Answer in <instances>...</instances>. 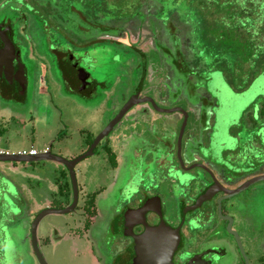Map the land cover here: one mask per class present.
Here are the masks:
<instances>
[{
    "label": "rangeland",
    "instance_id": "rangeland-1",
    "mask_svg": "<svg viewBox=\"0 0 264 264\" xmlns=\"http://www.w3.org/2000/svg\"><path fill=\"white\" fill-rule=\"evenodd\" d=\"M24 1L0 0V6L7 2L2 8H5V12L10 18L16 16V13L19 14L16 8L20 6L23 7L21 12H26L25 16L28 24L22 27V29L26 30L23 38L28 43L26 46L29 45L30 48H27L30 50V55L26 49L25 56L29 55L33 60L30 63L26 59L27 66L34 71V76L30 84L33 98L31 101H25L29 106L24 107L26 110L21 109L14 118H8V111H5V104H0V150H3V152L18 153L23 151L28 152L33 147L36 151L42 152L51 143L52 154L71 160L80 155L79 152L85 149V146L92 137L96 136L104 128V125L106 126L108 121L112 119V114L118 112L121 108L120 106V108L113 110L110 107L113 106L114 108L115 106L116 108L121 97L127 92V89L124 88L127 83L130 85V75L135 69L139 58L131 57L128 61L121 62L118 67L112 63V61L117 63L118 60L116 58L111 60L113 58L112 56L115 55L113 54L114 48H109V46L105 47L106 44L104 43L95 45L94 49L99 50L97 52L92 51L90 54H93L96 61L92 62L91 58L85 57L83 63L85 67H89L88 64H91L89 72L91 73V77L97 81L98 86L91 98L85 100L90 101L87 104L89 106L86 105L84 107L80 105L78 101L81 100L76 96L70 97L71 94H68L64 90L60 91L59 86L54 85L52 76L47 72L46 61H50L47 55L49 54L47 48L51 44L54 45L55 40L53 36L58 37V35L56 36L53 33L52 28L47 29L49 32H44V28L42 29L40 26L41 23L39 24L37 21L36 15L31 14V16L28 13H32L30 9H36L38 4L42 8L47 7L57 10L58 18L57 20H52L51 24L61 26L63 18H74V13L69 12L70 8L79 12L83 8L88 7L87 3L83 2V0ZM29 1H33L32 4ZM182 1L177 0V3L173 0V2L167 1L165 4H162V0H157V10L154 14L153 11L149 12V10H144L145 12H143L142 10V12L138 13L141 14L139 16H136L135 10L131 9V2L128 5L122 4L121 8L126 6V10L122 15L117 14L115 17H105L103 27L107 31H103L100 27L99 29L105 36L113 32L114 34L118 32L119 36H112L110 34L112 36L109 37L111 41L122 42L123 45L136 44L139 51L147 54L148 76L145 79L144 76L137 74L133 77L131 75V77L133 81L137 77L136 82L139 81L145 87H151V89L147 88L145 91L149 92L150 90L156 97L155 100L159 108H179L189 114L182 141L183 159H185V145L190 139L191 134L195 136V140H197L196 144L201 143L202 147L206 145V141L200 138L202 131L197 120V113L201 112L210 121V130L212 131L213 129V133L210 132L212 133L210 147L204 148L203 151L204 157L207 158V163L213 164L220 158H224L227 161L230 156L225 152L227 150L225 146H227L228 142L232 141L233 137H241L244 140L243 146L249 143L247 142L248 134L245 133L248 127H242L240 121L242 119H249L252 112L254 113V118L256 117V121L259 119L258 123L264 118V73L252 76L249 73L250 71L245 69V61L249 59V55L253 49L251 51L242 50L232 43L234 40H230L225 30L228 29L225 25L227 21L217 20V22H213V16L209 9H207L206 14L199 5L191 7L187 2ZM108 2L114 5L113 0H109ZM145 8L146 6H143V9ZM254 10H257V8ZM149 17L154 19L156 23L160 20V25L166 27L167 33L162 32L164 28L160 26V30L152 36L153 27L145 22V20L148 21L147 18ZM168 17H170L169 24ZM29 20H31V24H29ZM232 23L230 28L233 32H236L234 29L236 27H244L245 31L250 34L252 26L254 24L258 26L260 21L252 23L246 18L237 19L235 24ZM168 25L170 27H167ZM169 28L174 29L171 30ZM63 34L66 35L65 33ZM70 36L68 35V37ZM60 37L65 38L67 36L63 37L60 35ZM252 41H254V38ZM110 46L113 45L110 44ZM175 48L180 53L175 58L177 64H174L169 57L165 56L167 49H171L175 53ZM255 49L258 50L257 52L255 51L256 56L263 55L259 59V62L257 60L259 67H263L264 53L262 52L264 48L255 47ZM151 51H157L159 56ZM251 59L256 61L257 58L252 57ZM247 77H250V79ZM122 79H125L126 82L123 81L121 83ZM46 89L48 90V94L39 98L38 91L42 93ZM156 89L160 92L159 96ZM119 91L123 94L121 92L120 94ZM171 92H173V95ZM108 97L110 99H116V102L112 101L110 105L108 101H103L104 98L107 99ZM128 97L130 96L128 95L125 99ZM204 101H207L205 102L207 106ZM36 102L39 105L33 106ZM104 102L106 106H104ZM90 104H98V106L93 107ZM151 113L159 115L153 128H147L143 124V122L147 121L145 116H135L129 120H123L109 137L107 144L114 151L115 158L117 157L116 167L121 164V170L125 169L122 160L128 158L130 161L129 164L131 165L133 163L132 161L134 159L128 152L130 145L132 146V141L129 138L125 141L120 137H118L119 139H114L113 137L116 134L125 135V138L126 135L133 134L134 137L140 138L139 135L141 133L144 134L143 136H147L149 130L154 131V134L160 135L159 137L163 140L172 141L174 144L172 153L173 155L176 153L175 146L182 125V116L178 112L160 114L152 110ZM100 148L98 147V153L95 151L93 156L82 161L81 167L83 174L81 175L77 169L76 179L79 183V188L82 187L86 194H91L92 192H98L97 194H100L97 197L95 196V208L102 219L109 213L108 211L110 209L118 208L122 206L121 204H124L121 203L123 197H121L118 184L127 179L128 173L127 171H120L117 186L116 184L111 186L112 181L109 178H112V175L109 176L111 174L109 173V163L106 162V155ZM158 148H160V145H158ZM161 149L158 151L170 150L168 148ZM245 152L247 150L243 154ZM143 158H141L142 161ZM137 160H139V157H137ZM199 162L204 161L201 159ZM55 167L64 171L62 165L53 162L28 164L1 163L0 174L5 180H9L14 184L24 181L29 175L30 177L34 176L37 180H33L31 184L34 187L33 190H35L37 200H50V198L52 200L54 198L57 199V196H52L53 194L49 196L50 193L46 189L49 188L47 185L48 181L54 184L56 183V178L60 177V171H56L54 169ZM138 171L139 173L141 172L140 170ZM139 173L134 177L138 181L134 183V186L138 185L140 188L142 184L139 181L145 177L142 174L139 176ZM158 174L160 175L161 173L159 172ZM65 180L66 182L64 181V183H66L71 193L72 189L68 174ZM82 182L85 184L84 187L81 186ZM143 184L147 185L148 182L144 181ZM2 186L0 183V187ZM253 187L256 189L252 192L251 196H248L249 198L244 197L247 191L234 200H231L234 204L244 202L242 204L243 206H239L238 209L229 210L239 220L241 219V225L236 228V232L239 235L243 249L251 258H264V182ZM135 191H137L136 187L128 189L125 199H128V195L131 193L134 194ZM53 192H56V187ZM152 192L160 194L165 217L168 222L173 223L174 216L178 214V203L170 198L171 193L175 192L174 186L166 181L157 182L156 188ZM82 198L83 194L81 192L75 213L48 215L40 221L37 228V238L40 251L47 264H97V259L91 250L93 243L75 241L71 235V229L76 227L78 230V211ZM85 203L83 200L82 205H85ZM239 220L237 221L239 222ZM213 221L223 224L219 217L216 218L214 216ZM222 224L221 227L223 226ZM250 224L256 230L249 231L247 228ZM52 228L58 229L57 231L63 236V240L60 244H51L44 247L42 244L43 237H50L49 239L54 238V234L52 237L49 236ZM217 229L219 230V228ZM25 234V231L23 230L22 232V229L19 228L17 236L13 235L18 240L17 243L15 242V249L11 250L8 245H4V256L0 264H38L32 254L29 238H27L28 234L26 241H23ZM92 234L94 238L98 237L96 231H93ZM223 236L233 251L236 252L231 235L225 230ZM253 237H255L254 241L251 240ZM249 240L251 242L253 241L255 245L248 244L247 241Z\"/></svg>",
    "mask_w": 264,
    "mask_h": 264
},
{
    "label": "flooded vegetation",
    "instance_id": "flooded-vegetation-1",
    "mask_svg": "<svg viewBox=\"0 0 264 264\" xmlns=\"http://www.w3.org/2000/svg\"><path fill=\"white\" fill-rule=\"evenodd\" d=\"M6 3L7 2L3 3L0 6V53L4 48L5 41L7 42L8 40H10L13 43L15 51L12 54L7 53V55L4 56L3 58H1L0 56L1 59L0 104L3 105L5 104V111H8V115H7L8 118L9 117L14 118L15 116L18 115L17 113H19L21 109L26 110L24 109V107L29 106L26 104L25 101H31V99L33 98L30 90V84L34 76L33 75L34 71L26 64V59L29 60L30 63L31 61L33 62L31 57L29 56L30 50L27 49L29 48V45L26 46V44L28 43L23 38V36H25L24 34L26 30L22 29V27L28 24L27 18L25 16L26 12H21L23 7L20 6L19 8H16V10L19 11V14L16 13L15 14L16 16L10 18L8 14H6L5 8H2V6L4 7ZM29 3L32 4V2L30 1ZM28 14L34 15V12ZM31 20H29V24H31L30 23ZM68 35L71 36L68 37ZM61 36L63 37L67 36V37L62 38L64 42L61 43V45L59 43V47H57V45L53 43L54 45L51 44L47 48L49 54L51 53L53 55V59L51 60L52 55L47 54L48 58H50L49 62L46 61L47 72L49 73L50 76H52L54 85L59 86L60 91L63 90L67 91L68 94H71L70 97L76 96L79 100H81L78 101L80 105L84 107H86V105L89 104L90 101H85V100H89L92 94L96 92L98 83L91 77V73L89 72V67L91 64L89 63L88 64L89 67H85L83 61L85 60V57L91 58L92 62L96 61V58H94L93 54H90V52L92 51L97 52V50H99V49L97 50L94 49L95 45L97 44L104 43L106 44L105 47L109 46V48L112 49L114 48L113 54H116V50H118L121 51L124 56H126L125 59H120L118 60L117 63H115V61H112V63L114 65H117L118 67L120 66L121 62L128 61L131 57L139 58V61L135 69L131 72V75L132 77L135 74L142 75L144 76V79L148 76L147 63H146L147 54L143 53L145 57L142 58L140 54H138L139 55L138 57L135 54L136 52H133V50L131 49L129 50L121 49L122 46L120 47L119 44H122V42L111 41L109 37L112 36L109 35L100 36L95 34H90L89 36L86 35L84 36L79 34L74 35L73 33L70 34L68 31L66 35L61 34ZM53 37L54 40L58 38L55 36ZM94 40H96V42H93ZM89 42L92 44H89ZM110 44L113 46H110ZM132 45L135 46V48L137 49L136 44L135 45L126 44L125 46L131 47ZM26 49L28 50L29 55L25 56ZM151 52H155L159 56L157 51H151ZM60 55L61 56L65 55L62 61ZM112 57L113 58L111 60H113L116 57V55ZM16 58L22 64L24 77L22 75L20 67L18 66ZM11 63L12 66L10 65ZM131 75L129 81L130 85H128L127 83L126 87L124 88L127 89V92L124 93L125 94L124 96L122 95L123 97H121V99L119 100L116 108L115 106L114 108L113 106H111L110 108L114 110L120 108L121 106V108L118 110V112H120L123 106L128 101H130L132 97H134L136 94H138L137 98L131 102L140 101V100H144L146 102L132 106L129 109V111L125 114L123 119L113 128L111 133L106 138H104L98 144V146L93 150V155L95 154V151L98 153L99 151L98 147H101L100 150L105 153L106 162L109 163V173H111L109 176L112 175L111 176L112 178H109V180L112 181L111 186L115 184L117 186V181L120 177L119 175L120 171H127L128 173L127 179L124 182H120L118 184L121 197H123L121 203L124 204H121L122 206H119L118 208L110 209L108 211L109 213H107L101 219L98 211L95 208L96 206L95 196L97 197V195L100 194H97L98 192H92L91 194H86V192L83 191L82 187L79 188V183L76 179L77 188H78V200L74 211L71 212L70 214L75 213L79 202V195L81 192L83 194L84 199L82 198L81 205L78 211L79 213L78 214L79 217L77 220V222L79 223L78 230L76 227L71 229L72 238L75 241H80V242L86 241L87 243L90 242L93 243L91 250L93 251L94 257H96L97 259V264H135L136 262V260H134L135 241L133 240V238L136 239L137 237H141L145 235L149 230H158L157 227L159 226L161 221H163V223H165L168 227V230L166 231H169L166 232L165 234L160 235L157 238V240H163L167 242L165 243L166 247H164L163 252L167 251V244L170 245L169 243L175 240V235L178 234L179 237L178 245L172 252L173 254L171 258V264H264V258L249 257V255L243 249L241 243V247L244 254L243 256L232 236H231V240L233 242L234 249H236V252L233 251L228 241L224 238L223 232L225 233V230L227 231L228 222L221 219L217 209V200L220 197H223V193L217 192L214 195L211 193L212 194L211 198L202 202V204L198 208L194 210H190L192 206L195 204L196 200L199 198V196L204 194L206 190H208L210 187H213L214 180L217 181L218 183V185H215L213 187L215 190L220 189L222 187L229 188L230 186L227 183L226 178L230 177L229 174L234 176L235 174L239 173L238 171L242 170V168H234L236 167V165H234L233 167L234 169L230 173H228L226 172V170H224L221 167H216L214 164L207 163V158L204 157L203 151L204 148L210 147L211 144L210 140L213 133V129L212 131L210 130V121L203 113L201 112L197 113L198 114L197 120L199 121L201 128L200 130L202 131V135H200L201 136L200 138L206 141V145L202 147L201 143L196 144L197 140H195V136L191 134L190 139L187 141V144L185 145V149H186L184 153L185 159H183L182 141L187 126V122H186V126L181 139V159L183 162V167L180 165V161L177 158V143L175 146L176 153H174L173 155L172 153V150L174 149L173 142L169 140L168 141L163 140L161 137H159L160 135L158 136L157 134H154V131H150V130L149 132H147L148 134L147 136H143L144 134L141 133L139 135L140 138L134 137L133 134L126 135V138L125 135L122 134L121 135L116 134L113 137L114 139H119L118 137H120L123 138L125 141L126 139L129 138V140L132 141V146L130 145L128 152L134 159L131 165L129 164L130 161L128 158H126V160H122L123 161L122 163H124V167H125L124 170H121L120 168L121 164L118 167H116L117 157L115 158L116 155L114 154V151H112L107 144V141H109L108 139L112 135L115 128L123 120H129L131 119V117H135V116H145L147 121L143 122V124H145L147 128H153L155 126V123L157 122V119L159 118V115L152 114L151 113L152 110L160 114H169V113H161L158 111V109H164V107L159 108V106L156 103L157 101L155 100L156 97L150 92V90L149 92L145 91L147 90V88L151 89V87L150 86L145 87L142 82L139 81L136 82L137 77L133 81ZM72 80H76V82ZM123 81H125V79H122L121 83H123ZM47 91H48L47 89L42 93L38 91L39 98L46 96V94H48ZM156 91L159 96L160 94L159 90L156 89ZM120 92L121 91H119V93ZM171 94L173 95V92H171ZM128 95L130 97L125 99ZM174 96L176 97V95ZM147 99H151L154 105L151 102H149V100ZM103 101H108L111 105V102L112 101L116 102V99H110L108 97L107 99L104 98ZM103 104L104 106H106L105 102ZM38 105H39L38 102L33 104V106H38ZM90 105H92L93 107L98 106V104L97 105L90 104ZM194 106L191 107L195 108L196 106L195 107ZM55 109L58 110L57 108ZM165 109L174 110L171 108H165ZM96 111L98 110L96 109ZM118 112L116 113L114 112L112 114L113 116L112 119L116 114H118ZM172 113H176V111ZM178 114L182 116V122H183V115L180 112H178ZM188 115L189 114L187 113V121H188ZM255 118H254V113L252 112L251 117L249 119L247 120L242 119L240 121V125L242 127L244 126L248 127L245 133L253 132L261 127L264 128V118L260 120V123H258L259 119L258 121H256ZM111 120H109L108 123ZM106 126L104 125V128ZM103 129H101L98 132V134ZM194 132H196V130H194ZM96 136H93L92 139L90 140L91 143L89 145L87 144L85 146V149H82L81 152H79L80 155L78 157L82 156L88 151L89 147L91 146ZM239 143H240V148L237 152L228 153L230 156L229 159H232L236 162H240L238 158L240 157L241 151H244L245 148L249 147L248 144L243 146L244 140L242 139H239ZM158 145H160V148H158ZM51 146L52 144L50 143L43 151H47V150L51 151ZM161 148H168L170 150L159 152L158 150ZM30 149H33L36 152L35 155L39 153L33 147H31ZM19 153L21 152L9 153L0 150V155H4V154L19 155ZM110 154H113L115 160L114 162L110 161ZM35 155H28V156H35ZM78 157H75L71 160H74ZM137 157H139V160H137ZM142 157H144L143 161L141 159ZM201 159L204 162H199V160ZM82 161L79 162L74 168L76 178H77V169L78 172L80 171L81 175L83 174V170L81 167L83 163ZM236 162L235 164H237ZM138 170H140L141 172L139 173ZM64 171L65 172H62V174L59 172L60 177L56 178L55 180L57 183L56 192H53L52 196L56 195L57 199L55 198L52 199L53 201L52 200L50 201V206H47L46 208L64 209L68 207L72 202V191H71L70 196L67 197V201L63 205L61 204L62 203L61 201L63 200L64 197L63 196L64 191L62 190L60 184L61 181H63V183L64 181L66 182L65 178L67 177L68 174L65 168ZM159 172L161 173L160 175L158 174ZM138 173L139 176L142 174L145 177V178H141L139 181V183L142 184L140 188L138 187V185L134 186V183L138 182L137 180L134 179V177H136ZM236 176L238 177L239 174ZM32 177L34 178V176H31L29 177V179L30 178L32 179ZM252 177L253 176H248L247 174H243L241 183L248 181ZM63 178L64 180H62ZM34 180L36 179L34 178ZM3 181H4V177L0 174V183L3 184ZM144 181L145 182L147 181L148 184L144 185L143 184ZM163 181L170 183V185L174 186L175 189V192L171 193L170 195V198L174 199L178 203V214L174 216L173 223L168 222L167 218L165 217V214L163 212V203L160 194L157 192H152L153 189L156 188V183ZM81 186L83 187L85 186L84 182L81 183ZM132 187H136L137 191H135L134 194L131 193L130 195H128V199H125L128 189H131ZM235 188L236 187H233L232 189ZM255 189H256L255 187L250 188L247 194L244 195V197L247 198L248 196H251L252 192L255 191ZM89 195H91V197H89ZM11 199L17 207L16 195L13 196ZM83 200L84 202H86L85 205H82ZM92 200L94 201L93 210L91 209V207H89V202ZM229 202L231 201L221 202L220 214L223 217L232 218L231 229L236 232L237 231L236 228L241 225V219L239 220L236 216H234V214L231 213L232 211L230 212L229 209H238L239 206H243L242 204H244V202L240 204L239 203L234 204L232 202L231 203ZM144 204H146V208L149 209L148 212L144 214V216L139 213L134 215L131 214V212L137 211ZM159 204L161 206V214H162L161 217L159 215V212L157 211ZM46 208H42L41 210ZM41 210L33 214L32 221L35 219V217ZM4 214H5L4 204L0 197V262L3 260V256H4L3 254L4 245L5 244L8 245V247L11 248L12 250L15 249V242L16 243L18 242L15 236H13V235L17 236L19 229L17 223L18 217H16L17 212L13 213L10 211L7 216H4ZM214 216L216 218L219 217V219H221V221L223 222V224L221 223L223 225L222 227L221 224H219V222L213 221ZM237 220H239V222ZM144 223L146 225H144ZM217 228H219V230ZM247 229H249V231L256 230L253 228V225L251 224L250 226H248ZM51 230H50L51 234L49 236L52 237L54 234V238H52L54 240L52 242V239H49L50 237H43L42 244L44 245V247L49 246L51 244L53 245L60 244L61 241L63 240V236L59 233V231H57L58 229L52 228ZM93 231L94 232L96 231V233H98V237L96 238L93 237L92 234ZM29 235H30V228L28 231L27 238H29ZM254 238L255 237H253V239L251 240L254 241ZM109 240L111 243L109 242ZM251 240L247 241V243L250 245H255L253 241L251 242ZM29 242L31 245L30 238H29ZM37 246L38 249L40 250L38 238H37ZM31 251L32 254L34 255L33 249ZM148 261L152 263V261L150 260ZM161 262H162L161 259L156 261L157 264H161Z\"/></svg>",
    "mask_w": 264,
    "mask_h": 264
},
{
    "label": "water",
    "instance_id": "water-1",
    "mask_svg": "<svg viewBox=\"0 0 264 264\" xmlns=\"http://www.w3.org/2000/svg\"><path fill=\"white\" fill-rule=\"evenodd\" d=\"M14 51L15 50H14L13 43L10 40H8L7 42L5 41L4 48L1 51L0 56L1 58H3L4 56L7 55V53L12 54ZM16 61L24 77V74H23L24 71H23L22 64L17 58H16ZM0 64H1V59H0ZM10 65L12 66V63ZM137 96L138 94L132 97V99L123 106L120 112H118V114L114 116V118L107 124V126L95 137L88 151L82 156L74 160H67L60 156H56L52 154L50 150L39 152L35 156L18 155V154L0 155V163L28 164V163H39V162H53V163L62 165L69 175L71 189H72L71 204L64 209H56V208L43 209L37 214V216L31 223L29 238H30L31 246H32V249H33V252H34V255H35V258L38 264H47L42 253L40 252L37 246L36 233H37V227L40 221L48 215H67L74 211L77 205V200H78V188H77V181H76L75 171H74L75 166L82 160L89 158L93 155V150L98 146V144L104 138H106L111 133L113 128L123 119L125 114L129 111V109L132 106L139 104V103L146 102L144 100L131 102V101H134L137 98ZM147 100H149V102L153 104L151 99H147ZM158 111L161 113H172L176 111V112H180L183 115V122L180 127L179 135L177 138V158L180 161V165L183 167V162L181 159V139H182L183 132H184L186 122H187V113L179 108L174 109V110L158 109ZM247 134H248L247 142H249L248 143L249 147L245 148V150H247L245 154H243L245 150L241 151L240 157L238 158L240 162H236L232 159H228L226 161V159L220 158L221 160L219 159L213 163L216 167H221L224 170H226V172L228 173H230L234 168H242L241 171H238L239 173L235 174L234 176L229 174L230 177L226 178V181L230 187L229 188L222 187L220 189L215 190L213 187L215 185H218V183L217 181L214 180L213 187H210L208 190H206L204 194L199 196L195 204L190 209V210H194L198 208L202 204V202L211 198L212 194L214 195L217 192L223 193V197H220L217 200L218 213L221 219L228 222L227 233H229L233 237V239L235 240L237 244V247L239 248L242 254H243V250L241 247V241H240L239 235L231 229L232 218L221 216L220 211H221L222 201H231L232 199L249 191V189L252 188L253 186L261 182H264V174H262V172H264V128L261 127ZM239 139H241V137H238V136L233 137L232 141L228 142L227 146H225L227 147V150L225 152L227 153L237 152L240 148ZM210 155L212 154L210 153ZM235 162L237 164H235ZM234 165H236V167H234ZM238 174L239 176L237 177L236 175ZM243 174H247L248 176H253V177L249 179L248 181L241 183ZM2 185L3 186L0 187V195H1L0 197L4 204V210H5L4 216H7L10 211L15 213L18 210L16 205L12 202V199H11L13 196H15V186L12 182H10L9 180H5V179ZM233 187H236V188L232 189ZM148 210L149 209L146 208V204H144L137 211H134V212L130 211V212L132 215L139 213L144 216V214L148 212ZM157 211L159 212V215L161 217L162 214H161L160 204L158 206ZM144 225L146 224L144 223ZM157 228L158 230H149L145 235L141 237H137L136 239L133 238V240L135 241V245H134L135 247L134 248L135 249L134 260H136L135 264H157L156 261L160 259L162 261L161 264H171V258L173 254L172 252L177 247L178 242H179L178 234L175 235V240L169 243L170 245L167 244V251L163 252L164 247H166L165 243L167 242L163 240H157V238L160 235L165 234L166 232H169V231H166L168 230V227L165 223H163V221H161V223L159 224ZM148 260L152 261V263L149 262Z\"/></svg>",
    "mask_w": 264,
    "mask_h": 264
},
{
    "label": "trees",
    "instance_id": "trees-1",
    "mask_svg": "<svg viewBox=\"0 0 264 264\" xmlns=\"http://www.w3.org/2000/svg\"><path fill=\"white\" fill-rule=\"evenodd\" d=\"M108 1L109 0L107 1L106 0H83V2L87 3L88 7L83 8V10L79 12H76L73 8H70L69 12L74 13L73 14L74 18L73 19L70 17L63 18L62 19L63 23L61 26H58L57 24L55 25L51 24L52 20H57L58 18L57 10L47 8V7L42 8V6L39 4L37 5L36 9L31 8L30 10L31 12H34V15H36V19L39 22V24L41 23L40 26L42 27V29L44 28L43 29L44 32L45 31L49 32V30L47 29L52 28L53 33L56 36L58 35V38L55 39V43H54L57 45V47H59V43L61 45V43L64 42L62 38L59 36L61 34L63 35V33L67 34V31L70 34L73 33L74 35L79 34V35L89 36L90 34H95V35L105 36L103 35V32H100L99 27L103 31H105L103 27V22H104L103 20L105 17L107 16L115 17L117 16V14L122 15V13L126 10V6H123L121 8L122 4L128 5V3L131 2L132 3L131 9L135 10L136 16L141 15L138 13L142 12V10L143 12H145L146 10H149V12L153 11V14L157 10V4H156L157 0H122V1L116 0V3H115V0H113L114 5L109 4ZM167 1L173 2V0H162V4H165ZM174 1L177 2V0H174ZM184 2H187L188 5H190L191 7L199 5L202 8V11L206 12V14H207V9H209L213 16L212 17L213 22H217V20L227 21L225 25L226 27H228V29H225V30L228 36L230 37V40H234L232 41V43H234L237 46V48L242 49V50L245 49V50L251 51L253 49L251 51V54L249 55V59H246L245 61V69H248L250 71L249 73L252 76L264 73V66L259 67V64H258L259 59L263 55L261 54V55L256 56V52L258 50L255 49V47L264 48V0H184ZM143 6H146V8L143 9ZM255 8H257V10H254ZM246 18H248L250 22L252 23L260 21L258 26H256V24L252 26L250 34L245 31L244 27L234 28L236 32H233L231 30L230 27H231L232 22H233L232 24H235L237 19H246ZM147 19L148 21L145 20V22H147V24L153 27L152 33H151L153 36L156 34V32L160 30L159 29L160 26L164 28L162 32L167 33L166 27L160 25V20H158L156 23L155 20L150 17ZM169 19L170 17L167 18L168 24H169ZM154 23L156 24L155 26H154ZM167 27H170V25H168ZM169 29L173 30L174 28L173 29L169 28ZM110 34L112 36H115V35L119 36L118 32H116L115 34L114 32ZM253 38H254V41H252ZM93 42H96V40H94ZM89 44H92V43L89 42ZM119 46L120 47L122 46L121 49L123 50H129V49L133 50V52H136L135 54L138 57H139L138 54H140L142 58L145 57V55L141 53L140 51H138L133 45L131 47H128L123 44H119ZM173 46L176 47L175 45ZM262 53H264V51ZM177 54H180V53L179 51L177 52L176 48H175V53H173L171 49H167L165 52V56L169 57L174 64H177V60L175 59ZM115 55H116L115 58L117 60L126 58V56H124L122 52L118 50H116ZM64 56L65 55L61 56V61ZM252 57H256L257 58L256 61H253V59H251ZM247 78L250 79V77H247ZM72 81L76 82V80H72ZM205 102L207 101H204V103ZM205 104L207 106V103ZM90 143L91 142L89 141L88 145ZM110 161L111 162L115 161L113 154H110ZM61 188H66V195L67 197H69L71 193L69 192L67 185L65 184V186H61ZM89 207H91V209L93 210V207H94L93 200L89 202Z\"/></svg>",
    "mask_w": 264,
    "mask_h": 264
},
{
    "label": "crops",
    "instance_id": "crops-1",
    "mask_svg": "<svg viewBox=\"0 0 264 264\" xmlns=\"http://www.w3.org/2000/svg\"><path fill=\"white\" fill-rule=\"evenodd\" d=\"M210 160V159H209ZM56 171H60V173L62 174V169H57L56 167L54 168ZM64 174V173H63ZM262 174H264V172H262ZM30 177V176H29ZM29 177L25 178L24 181L22 182H17L16 184H14L15 186V195H16V202H17V216L18 217V226L19 228L25 231V237L23 239V241L26 240L29 228H30V223L32 221L33 218V214L36 213L37 211L41 210L42 208H46L47 206H50V200H37V198L35 197V190H33V185L31 184V182H33L34 178L32 177V179ZM37 180V179H36ZM64 180V178L62 179ZM56 182V181H55ZM48 189H46L49 193V196H51V194H53V191L57 185V183H50L48 181ZM65 183H61L60 186H64ZM64 191L63 194V200L61 201L62 205L67 201V195H66V188H62Z\"/></svg>",
    "mask_w": 264,
    "mask_h": 264
},
{
    "label": "built area",
    "instance_id": "built-area-1",
    "mask_svg": "<svg viewBox=\"0 0 264 264\" xmlns=\"http://www.w3.org/2000/svg\"><path fill=\"white\" fill-rule=\"evenodd\" d=\"M35 151L33 149H30L28 152H21L19 153V155H24V154H27V155H35Z\"/></svg>",
    "mask_w": 264,
    "mask_h": 264
}]
</instances>
